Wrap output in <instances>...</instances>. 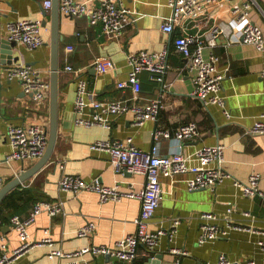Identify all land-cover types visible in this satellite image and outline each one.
<instances>
[{
    "label": "crops",
    "instance_id": "obj_1",
    "mask_svg": "<svg viewBox=\"0 0 264 264\" xmlns=\"http://www.w3.org/2000/svg\"><path fill=\"white\" fill-rule=\"evenodd\" d=\"M130 9V16L117 36L105 33L102 26L91 24L87 17H71L59 9V74H58V135L49 161L34 175L16 187L25 191L17 197V207L11 212L4 210L0 217V236L4 235L9 250L20 243L17 231L10 222L13 214L27 216L34 203L46 200L58 203L62 211L51 215L39 212L28 225L29 239L38 241L44 229L52 237L53 247L70 252L88 244L114 246L115 242L136 229L140 212L137 197L122 196L120 199L101 201L96 191L62 189L59 179L64 174H77L86 181L99 179L107 185L117 184L120 191L142 188L141 173L115 172L110 164L109 153L92 149L89 144L98 139H125L143 149H150L155 140L156 127L169 129L171 137L160 139L159 151L165 155L182 152L191 156L204 145H223V167L230 177L213 187L189 189L186 183L190 173L160 175L162 197L154 216L149 221L151 230L162 229L156 245L150 249L137 247L138 264H172L177 256L180 264H216L219 254H226L234 262L254 260L264 264V249L258 241L264 238V196L243 194L235 180L247 181L252 172L259 173L258 186L264 193V134H248L245 129L264 112V48L236 39L233 33H220L214 44H208L211 27L220 22L232 25V0H216L204 13L184 21L172 32L163 31L161 24L168 18L171 9L167 0H121ZM246 1V0H242ZM250 1L251 18L264 33V0ZM61 0H59L60 5ZM97 3L98 0H93ZM18 18L41 19L44 43L30 49L22 42L4 48L2 39L7 36V23ZM51 6L45 8L43 0H0V176L5 182L31 167L38 158L7 159L10 151L5 140L9 124L49 125V99L46 103L35 102L24 93L20 81L10 78L6 68L10 64L24 62L39 68L50 82L51 62ZM196 35L204 39V55L218 56L217 67L224 73L221 95L224 107L219 104L204 106L194 95L193 73L185 67V57L176 51V35ZM4 45H7L4 43ZM72 45L73 49L67 47ZM147 49H166V71L163 82L150 78L147 71L141 77L140 104L159 98L161 107L157 119H146L141 125L133 121L131 112L111 114L109 126L92 124L78 125L73 121L74 103L78 78L86 80L89 91L102 100L123 99L132 101L129 86H117L126 80L129 65L127 54ZM110 55L115 67L99 72L94 59ZM10 59V61H8ZM79 69L76 74L65 65ZM224 108L230 116L224 113ZM194 121L198 134L185 140L174 137L177 127ZM15 187V188H16ZM14 189V188H13ZM19 197V198H18ZM213 213L211 219L219 228L215 237L200 240L201 225L206 221L203 213ZM178 218L172 229L170 219ZM88 222L95 228L87 235L78 230ZM49 246L35 245L24 251L11 264H59L71 258L52 256ZM173 249L185 251L177 254ZM78 264H131L107 253H83Z\"/></svg>",
    "mask_w": 264,
    "mask_h": 264
},
{
    "label": "built area",
    "instance_id": "obj_2",
    "mask_svg": "<svg viewBox=\"0 0 264 264\" xmlns=\"http://www.w3.org/2000/svg\"><path fill=\"white\" fill-rule=\"evenodd\" d=\"M216 0H167L171 9L168 18L161 24L163 31L172 32L175 27L180 26L184 21L200 17L209 5ZM232 25H226L220 21L214 24L207 38L208 44H214V37L220 33H233L236 39L252 43L258 49L264 48V33L261 26L256 23L250 15V1L232 0ZM45 8L52 5V0H43ZM60 12L67 16H85L91 24L99 23L105 33L119 35L123 30L130 16V9L121 0H61ZM7 36L10 40L22 42L30 49H35L45 41L42 34L41 19L18 18L7 23ZM174 46L177 52L185 57L184 67L193 73L194 89L196 95L204 106L219 104L224 107V97L221 95L222 80L224 73L218 69V56L211 53L208 57L204 55V39L196 35H176ZM72 50L73 46L67 47ZM167 51L163 49L155 52L147 49L130 52L127 54L129 65L126 80L117 82V86H129L133 92L132 101L123 99L102 100L94 95L87 88L86 80L78 78L76 98L74 103L73 121L78 125L102 124L109 126L107 118L111 114H122L131 112L133 121L141 125L146 119H157V113L161 107L159 98H152L146 104L137 102L141 91V73L147 71L150 78L161 83L164 80L166 71ZM99 72L109 71L115 67V62L110 55H101L93 61ZM65 69L76 74L79 69L71 65H65ZM7 75L16 77L25 94L29 95L35 102L43 104L49 99L50 82L45 79L39 68L24 62L13 63L6 68ZM264 75V70H263ZM224 113L230 116L229 111L224 108ZM248 134H264V112L261 113L253 123L245 129ZM198 134L196 122L189 121L180 124L174 132V137L185 140L193 138ZM171 137L169 129L156 127L153 131L155 143L150 149H143L137 146L131 137L125 139H98L92 141L89 146L92 149H103L109 153L110 164L115 172L141 173L144 175L143 186L140 190L120 191L117 184L107 185L99 179L92 181L84 180L77 174H64L59 179L62 189L77 192L79 190L96 191L101 201L120 199L122 196L137 197L140 200V212L136 218V229L119 238L114 246L88 244L80 249L65 252L53 247L52 237L48 229H44L43 237L38 241L29 239L27 227L41 211H47L56 215L62 211L58 203L40 200L34 203L30 213L21 217L13 214L10 222L17 231L20 243L17 247L9 250L4 242L5 236H0V264H11L24 251L35 245H48L50 255L68 257L69 261L59 264H78L79 257L85 252L107 253L131 264H138L137 247L144 245L152 249L158 237L164 231L162 229L151 230L149 221L154 216L162 197V185L160 175H174L177 173H190L186 183L189 189L213 187L217 183L230 177L229 172L223 167V145H204L194 153L195 161L191 156L182 152H175L171 155L160 153V139ZM5 140L8 142L10 151L7 159L39 158L45 151L48 141V128L43 123H30L27 125L9 124L5 129ZM259 173L252 172L247 181L235 180L240 186L243 194L247 196H264L258 186ZM5 180L0 176V188ZM206 219L201 225L200 240L215 237L219 228L211 219L215 214L203 213ZM178 218L170 219L172 229L177 225ZM95 228L94 222H88L78 230V234L87 235ZM259 246L264 249V238L258 241ZM177 254L185 251L173 249ZM172 264H180V257L177 256ZM216 264H257L254 260L246 263L234 262L226 254L221 253Z\"/></svg>",
    "mask_w": 264,
    "mask_h": 264
},
{
    "label": "water",
    "instance_id": "obj_3",
    "mask_svg": "<svg viewBox=\"0 0 264 264\" xmlns=\"http://www.w3.org/2000/svg\"><path fill=\"white\" fill-rule=\"evenodd\" d=\"M59 0H52L51 5V39H50V47H51V62H50V93H49V125H48V141L47 146L44 153L35 161V163L21 171L18 175L11 178L0 188V203L4 199V197L16 186L22 183L27 178L34 175L37 171H39L51 158L53 149L55 147L57 135H58V74H59V41L62 38L59 34ZM4 48L10 46L14 47L17 42L14 40H4ZM10 61V59H8ZM0 74H1V66H0Z\"/></svg>",
    "mask_w": 264,
    "mask_h": 264
},
{
    "label": "trees",
    "instance_id": "obj_4",
    "mask_svg": "<svg viewBox=\"0 0 264 264\" xmlns=\"http://www.w3.org/2000/svg\"><path fill=\"white\" fill-rule=\"evenodd\" d=\"M25 189L16 187L12 189L0 203V217L5 218L4 210L10 209L11 212L14 211L17 207V197L16 195H21L24 193ZM19 198V197H18Z\"/></svg>",
    "mask_w": 264,
    "mask_h": 264
}]
</instances>
